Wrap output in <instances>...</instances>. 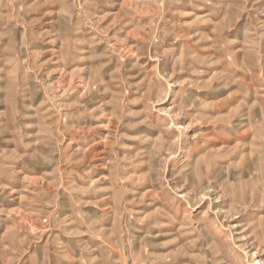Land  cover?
I'll return each mask as SVG.
<instances>
[{
  "label": "rangeland",
  "instance_id": "rangeland-1",
  "mask_svg": "<svg viewBox=\"0 0 264 264\" xmlns=\"http://www.w3.org/2000/svg\"><path fill=\"white\" fill-rule=\"evenodd\" d=\"M0 264H264V0H0Z\"/></svg>",
  "mask_w": 264,
  "mask_h": 264
},
{
  "label": "bare ground",
  "instance_id": "bare-ground-1",
  "mask_svg": "<svg viewBox=\"0 0 264 264\" xmlns=\"http://www.w3.org/2000/svg\"><path fill=\"white\" fill-rule=\"evenodd\" d=\"M259 263V262H258Z\"/></svg>",
  "mask_w": 264,
  "mask_h": 264
}]
</instances>
